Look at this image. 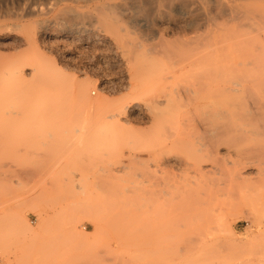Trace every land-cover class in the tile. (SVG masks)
I'll return each mask as SVG.
<instances>
[{"label": "rangeland", "instance_id": "374dc122", "mask_svg": "<svg viewBox=\"0 0 264 264\" xmlns=\"http://www.w3.org/2000/svg\"><path fill=\"white\" fill-rule=\"evenodd\" d=\"M97 23L43 50L40 96L0 45V264H264V66L171 79L163 47Z\"/></svg>", "mask_w": 264, "mask_h": 264}, {"label": "bare ground", "instance_id": "6f19581e", "mask_svg": "<svg viewBox=\"0 0 264 264\" xmlns=\"http://www.w3.org/2000/svg\"><path fill=\"white\" fill-rule=\"evenodd\" d=\"M60 11L62 15H59ZM49 12L51 16H45ZM101 20L114 23L117 31H123L126 34L139 32L142 36L140 42L136 41L139 48H150L151 51L154 46L163 47L162 52L167 54L166 58L169 60L168 75L164 77L168 76L171 79L183 77L193 68H198V71L191 73H194V77L199 78V81L203 78H212L209 75L211 68H216L215 76L219 74L221 76L224 71L221 64L230 65L228 72L233 71L234 67V70L241 71L243 76L249 74L251 70L258 73L264 66V0H0V39L2 40H0V45L21 53L7 66L6 73L22 83L25 78L24 67L30 68L32 90L28 96H40L41 91L38 87L43 83L41 70H45L43 50L46 48L50 50L54 44H57V37L62 30L73 34L90 33L92 32L90 30L96 28L97 22ZM61 25H63L62 28ZM18 34H21V38H18V41L13 40ZM100 37L98 36L99 39ZM129 45L132 46L133 43ZM126 46L125 44L123 48ZM154 52H156L155 49ZM236 53L238 58H235ZM126 62H130L131 66L136 65L138 69L139 67L143 69L141 72L146 79L149 80L152 77L154 68L152 56L140 62L137 56L127 57ZM218 67L223 71L220 72ZM136 85L133 87L138 89L140 86ZM143 85V89L148 86L147 83ZM86 87L79 86L76 89L77 97L88 105H94L95 100L92 101L87 96ZM186 87L182 89L186 90ZM257 90L262 93V96L257 94L262 97L261 99L257 96L261 99L258 104L256 103L258 115L264 116V85H260ZM169 94L168 96H171ZM219 137L222 136L219 134L217 138ZM215 144L218 145V143ZM214 148L218 147L213 146L215 151ZM213 150L209 149L204 154L214 158ZM197 157L193 158L195 163L199 160Z\"/></svg>", "mask_w": 264, "mask_h": 264}]
</instances>
